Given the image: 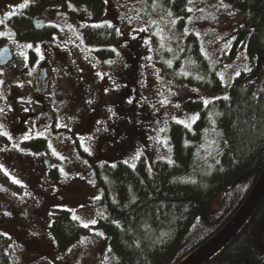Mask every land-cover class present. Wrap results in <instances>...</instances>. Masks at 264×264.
Instances as JSON below:
<instances>
[{
  "label": "rangeland",
  "instance_id": "374dc122",
  "mask_svg": "<svg viewBox=\"0 0 264 264\" xmlns=\"http://www.w3.org/2000/svg\"><path fill=\"white\" fill-rule=\"evenodd\" d=\"M49 4L28 3L22 10V0H0V46L9 48L13 59L0 69V243L10 264H112L108 238L99 226L103 217L99 190L87 159L109 167L117 163L133 167L144 161L148 170L159 161H171L168 126L176 122L191 128L197 120L193 117L200 115V111L188 113L186 103L199 101L204 109L205 101L228 97L235 79L256 84L263 63L248 57L245 38L236 41L242 14L225 0H191L179 36L177 19L155 0H104L99 17L74 6L81 14L76 23L99 25L104 21L119 38L113 48L115 56L105 65L99 64L108 73L103 85L106 93L98 108L102 113L90 132L79 135L70 110L68 76L56 69L46 96L54 119L52 127L40 130L41 125L29 117L26 130L19 133L14 129L22 118L20 113L29 114L34 108L31 104L14 105L15 91L23 97L31 92L44 57L55 59L62 52L80 64L89 66L91 62L92 49L80 44L77 31L59 29L45 47L40 42H21L23 16ZM51 16L55 23L53 11ZM188 37L194 39L210 70L217 74L219 92L196 87L208 83L188 58L194 46L186 42ZM126 85L123 94L120 88L115 91ZM147 113L153 115V122L144 116ZM32 142L43 149H30ZM44 163L51 172L39 178L36 170ZM33 182L38 184L33 186ZM238 193L236 189L214 199L197 217L183 243L216 223L235 203ZM63 211L70 213L82 238L61 253L52 226Z\"/></svg>",
  "mask_w": 264,
  "mask_h": 264
},
{
  "label": "trees",
  "instance_id": "16d2710c",
  "mask_svg": "<svg viewBox=\"0 0 264 264\" xmlns=\"http://www.w3.org/2000/svg\"><path fill=\"white\" fill-rule=\"evenodd\" d=\"M49 1L29 0V3ZM65 1L79 9L92 10L97 17L104 5V0ZM155 1L177 19L175 30L179 36L191 0ZM225 1L242 14L236 41L245 38L248 57H257L263 63L258 82L235 79L227 99H215L204 109L199 101L187 102L185 110L192 114L200 111L199 118L191 128L170 123L167 141L171 161H159L152 170H148L144 161L133 167L125 163L109 167L87 159L99 190L98 205L103 210L99 226L108 238L112 264H179L229 222L264 169V0ZM20 32L22 41L37 43L44 39L33 31ZM92 34L95 40L92 37L87 40L91 46L100 48L98 58H110V46L119 41L116 31L101 26L87 32L89 36ZM186 42L194 45L188 58L208 83L196 87L219 92V78L210 70L194 39L188 37ZM29 148L38 150L43 146L32 142ZM236 189L238 196L228 212L199 236L183 243L210 203ZM52 233L61 253L82 238L79 226L65 211L53 220ZM1 237L0 234V242ZM0 264H10L1 243ZM205 264H264V198L234 240Z\"/></svg>",
  "mask_w": 264,
  "mask_h": 264
},
{
  "label": "flooded vegetation",
  "instance_id": "af4514ba",
  "mask_svg": "<svg viewBox=\"0 0 264 264\" xmlns=\"http://www.w3.org/2000/svg\"><path fill=\"white\" fill-rule=\"evenodd\" d=\"M23 7L22 10L28 5L29 0H22ZM51 4L47 6H40L38 9H36V12L34 11L32 14L28 16H23L24 20H21V29L28 31H33L35 33L42 34L44 36L43 41H41V47H45L49 45L54 38V35H56L59 32V29H64L67 32H73L76 33V31L79 33L80 38V44L83 46H86V44L92 49V55L90 57V65L80 64V62H76V60L73 59L71 54H63L62 52H58V54L55 55V59H49V56L44 57L43 59V66L41 70H45L47 77L44 82L43 91L40 92L38 89V77L40 74V67H38V74L36 77V82L31 89V92L26 93L25 97H23L22 94H19L17 91H15L16 97L13 100L14 105H19V103L22 104H31L34 108L33 111H31L29 114H26L25 112L20 113L22 115V118L18 121L16 124V127L14 131L16 132H24L26 130V125L28 123V118L31 117L34 122L41 125L40 130L42 129H50L53 125V114L48 108L47 105V89H48V83L51 79V73L58 69L62 74L68 76L69 80V103H70V110L74 112V125L79 129V135L83 136L84 134L90 132L94 126L97 123V120L99 119L100 114L102 111L98 108L102 105V99L105 92V87L103 88L106 78H108V73L101 69L102 67L99 66V64L105 65L110 59H112L115 56L113 48L115 46H110V49L112 51V56L108 59H100L97 56V53L100 51V48L97 46H91L88 43V38L91 39L94 38L95 40L96 36L92 34L91 36L87 35V32H93L94 29L101 27V26H107L111 29V25H108L106 22H102L99 25L92 24H81L76 23V20L81 21L80 18L81 14L78 15V10L73 9V4L65 1V0H57V2H54V0L50 1ZM30 4V3H29ZM73 5V6H72ZM76 8V7H75ZM86 10V9H85ZM20 10H16L18 12ZM53 11L55 23L52 22V16L51 13ZM89 14H94L92 10H86ZM95 20V19H94ZM57 22V23H56ZM63 27V28H62ZM62 31V32H64ZM24 32V31H23ZM108 38H110V34L107 35ZM50 38V40H49ZM21 42H23L21 40ZM6 46H0V49ZM10 50V49H9ZM129 48L127 49V53L129 52ZM12 60L4 67H0V69L8 67ZM93 70L96 72L95 75L93 74ZM121 74V72H120ZM122 75V74H121ZM123 78L122 76H120ZM117 81H115L116 83ZM114 84L112 85V87ZM118 86L115 85L114 88ZM120 88V89H119ZM127 85L119 86L115 91L118 93V89L120 92H123L126 90ZM119 92V93H120ZM112 94V93H111ZM118 96V94H117ZM42 115H48L50 117V124L46 125L45 119H38L39 116ZM144 116L153 122L154 117L152 114L147 113L144 114ZM24 124V125H23ZM38 130V129H37ZM20 133V132H19ZM47 163H44L43 166H39V169L36 170L37 176L39 178L47 177L49 173L51 172V169H47L45 166ZM38 180V179H37ZM38 182H33L32 185L36 186ZM38 221L41 223H44V219L42 217L38 218ZM47 227V226H46Z\"/></svg>",
  "mask_w": 264,
  "mask_h": 264
},
{
  "label": "water",
  "instance_id": "95a60500",
  "mask_svg": "<svg viewBox=\"0 0 264 264\" xmlns=\"http://www.w3.org/2000/svg\"><path fill=\"white\" fill-rule=\"evenodd\" d=\"M12 59L9 48L0 49V67L6 66ZM47 77L46 71L41 70L38 77V89L43 91L44 82ZM38 119H45L46 125L50 124L48 115L39 116ZM264 198V169L248 194L247 198L240 206L229 222L201 248L190 254L179 264H205L222 249H224L239 233L248 222L262 199Z\"/></svg>",
  "mask_w": 264,
  "mask_h": 264
},
{
  "label": "snow or ice",
  "instance_id": "6c2138e0",
  "mask_svg": "<svg viewBox=\"0 0 264 264\" xmlns=\"http://www.w3.org/2000/svg\"><path fill=\"white\" fill-rule=\"evenodd\" d=\"M237 75H239V73H237ZM224 99H227V97L225 96ZM129 102H131V101H129ZM207 103H208V101H205V106H207ZM198 118H199V114H196V115L193 117V121H195V119H198ZM113 166H114V165H113ZM91 223H92V224H95V221H91ZM85 226H87V225H85ZM100 235H102V234H100Z\"/></svg>",
  "mask_w": 264,
  "mask_h": 264
}]
</instances>
